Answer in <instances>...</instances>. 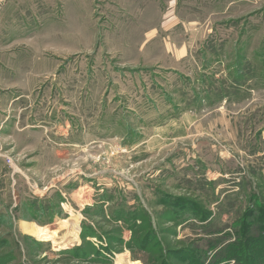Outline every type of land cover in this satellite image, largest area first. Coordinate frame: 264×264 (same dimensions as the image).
Listing matches in <instances>:
<instances>
[{"label":"rangeland","instance_id":"1","mask_svg":"<svg viewBox=\"0 0 264 264\" xmlns=\"http://www.w3.org/2000/svg\"><path fill=\"white\" fill-rule=\"evenodd\" d=\"M24 1L0 0V264L238 242L264 207V0Z\"/></svg>","mask_w":264,"mask_h":264},{"label":"trees","instance_id":"2","mask_svg":"<svg viewBox=\"0 0 264 264\" xmlns=\"http://www.w3.org/2000/svg\"><path fill=\"white\" fill-rule=\"evenodd\" d=\"M246 215L249 219L240 226L244 230L241 235L238 233L239 241L225 245L221 249L223 253L216 255L209 264H244L245 261L246 264H264V207L259 204L250 206ZM200 219L205 218L200 216ZM218 245L209 251L214 247L217 249Z\"/></svg>","mask_w":264,"mask_h":264},{"label":"crops","instance_id":"3","mask_svg":"<svg viewBox=\"0 0 264 264\" xmlns=\"http://www.w3.org/2000/svg\"><path fill=\"white\" fill-rule=\"evenodd\" d=\"M70 4L72 5V7H74L75 1L74 0L71 1ZM57 5H58L57 0H37V2L35 4V8L37 9V11L39 13L44 12L43 14L45 15V14L53 13V11H55L57 9ZM25 7H28L29 8L28 10H30L32 8L31 4L27 0L24 1V10L26 11ZM50 31L54 32L53 29H51ZM152 32L153 31H151V33Z\"/></svg>","mask_w":264,"mask_h":264},{"label":"bare ground","instance_id":"4","mask_svg":"<svg viewBox=\"0 0 264 264\" xmlns=\"http://www.w3.org/2000/svg\"><path fill=\"white\" fill-rule=\"evenodd\" d=\"M76 223V222H75ZM77 227V226H76ZM72 229V228H71ZM70 230V229H69ZM34 235H35V237L36 238H46V239H51L52 238V240H55V239H57V238H59L60 236H54V235H52V232H51V230L50 229H48V228H44V229H38L37 231H35V233H34ZM68 237V236H67ZM68 241V240H67ZM80 241V240H79ZM66 242V241H65ZM67 245V244H66ZM72 245V244H71ZM58 246H60V245H58ZM69 246V245H68ZM59 248V247H58ZM61 248V247H60ZM123 264V263H122Z\"/></svg>","mask_w":264,"mask_h":264}]
</instances>
